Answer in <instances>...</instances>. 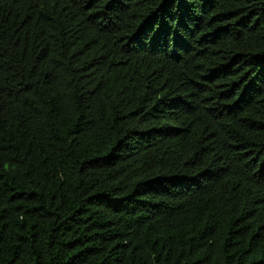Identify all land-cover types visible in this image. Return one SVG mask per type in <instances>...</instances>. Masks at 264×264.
<instances>
[{
  "label": "trees",
  "instance_id": "1",
  "mask_svg": "<svg viewBox=\"0 0 264 264\" xmlns=\"http://www.w3.org/2000/svg\"><path fill=\"white\" fill-rule=\"evenodd\" d=\"M0 264H264V0H0Z\"/></svg>",
  "mask_w": 264,
  "mask_h": 264
}]
</instances>
